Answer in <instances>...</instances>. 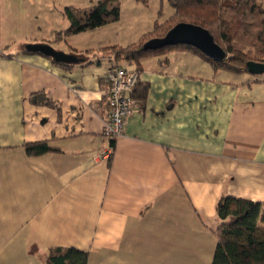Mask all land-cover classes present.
I'll use <instances>...</instances> for the list:
<instances>
[{"label":"crops","instance_id":"1","mask_svg":"<svg viewBox=\"0 0 264 264\" xmlns=\"http://www.w3.org/2000/svg\"><path fill=\"white\" fill-rule=\"evenodd\" d=\"M63 8L0 0V264H45L56 247L88 264H211L220 198L264 203V77L234 81L180 49L114 60L97 51L121 44L78 38L91 30L55 41ZM34 43L84 60L56 63ZM115 62L141 67L149 88L103 159ZM40 141L58 150L27 154Z\"/></svg>","mask_w":264,"mask_h":264},{"label":"trees","instance_id":"2","mask_svg":"<svg viewBox=\"0 0 264 264\" xmlns=\"http://www.w3.org/2000/svg\"><path fill=\"white\" fill-rule=\"evenodd\" d=\"M168 1L173 13L164 23L156 21L154 29L138 42L128 46L111 45L100 48L97 52L110 50L114 60L139 63L146 55L180 49L193 52L216 69L233 74L249 73L247 62L250 60L264 62V0ZM63 13L69 25L57 32L55 41L118 21L121 17V6L119 0H99L87 8L65 6ZM181 22L208 29L216 43L226 51L227 58L222 62L215 61L199 49L186 44L166 46L157 50L144 49L143 46L148 40L165 36L171 28ZM114 65L120 64L115 62L112 66ZM135 70L141 73V67L138 66ZM148 88V83L138 81L133 94L137 102H145ZM32 100L36 104L52 105L43 94L34 95ZM114 142L111 141L113 145ZM25 150L27 154L37 156L58 149L51 146L48 141H40L26 143ZM217 215L220 224L214 231L217 244L211 264H264V203L223 196L217 203ZM88 258V251L76 247H56L47 251L44 262L45 264H88Z\"/></svg>","mask_w":264,"mask_h":264},{"label":"rangeland","instance_id":"3","mask_svg":"<svg viewBox=\"0 0 264 264\" xmlns=\"http://www.w3.org/2000/svg\"><path fill=\"white\" fill-rule=\"evenodd\" d=\"M21 1L23 3H28L29 0ZM34 1L38 2L40 0ZM98 1L99 0H55L58 8L61 6L87 8ZM119 2L121 6V17L118 21L95 28L91 30L92 32L83 33L78 38L83 42L89 41L94 43L96 40L99 43L101 42L107 45L116 43L128 46L138 42L140 38L153 30L156 21L164 23L173 13V8L170 6L168 0H119ZM94 44L97 46L96 44L98 43ZM106 52L111 54L110 50H106ZM127 66L129 68H134V65L127 64ZM186 69L188 70V67H186ZM227 75L234 81H242L256 76L264 77V74L252 75L250 73H243L241 75L229 73Z\"/></svg>","mask_w":264,"mask_h":264},{"label":"water","instance_id":"4","mask_svg":"<svg viewBox=\"0 0 264 264\" xmlns=\"http://www.w3.org/2000/svg\"><path fill=\"white\" fill-rule=\"evenodd\" d=\"M179 44L191 45L199 49L207 57L218 62H222L227 58L226 51L216 43L214 36L208 29L187 22L176 24L165 36L152 38L143 47L145 50H157ZM26 49L29 52H39L52 57L58 63L76 64L84 60L74 53L57 50L49 43L28 44ZM247 68L252 75L264 74V62L250 60L247 62Z\"/></svg>","mask_w":264,"mask_h":264},{"label":"built area","instance_id":"5","mask_svg":"<svg viewBox=\"0 0 264 264\" xmlns=\"http://www.w3.org/2000/svg\"><path fill=\"white\" fill-rule=\"evenodd\" d=\"M109 83V117L105 123V137L115 141L125 131L128 118L134 113L137 101L134 98L136 85L140 80V73L135 69H128L120 65L109 68L106 74ZM114 153L111 143L101 154V158L109 159Z\"/></svg>","mask_w":264,"mask_h":264}]
</instances>
